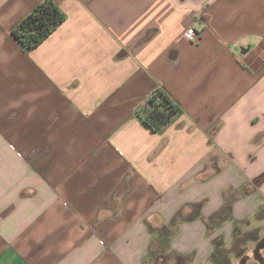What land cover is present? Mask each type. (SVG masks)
<instances>
[{
  "label": "crops",
  "instance_id": "1",
  "mask_svg": "<svg viewBox=\"0 0 264 264\" xmlns=\"http://www.w3.org/2000/svg\"><path fill=\"white\" fill-rule=\"evenodd\" d=\"M42 1L0 0V264H221L215 238L263 224L264 0H53L25 51ZM156 89L182 110L161 133ZM246 243L228 264H264Z\"/></svg>",
  "mask_w": 264,
  "mask_h": 264
},
{
  "label": "trees",
  "instance_id": "2",
  "mask_svg": "<svg viewBox=\"0 0 264 264\" xmlns=\"http://www.w3.org/2000/svg\"><path fill=\"white\" fill-rule=\"evenodd\" d=\"M65 18V14L53 0H43L19 21L13 28L12 35L23 50L29 51L55 31ZM181 112L179 105L166 92L162 89H156L148 97L145 105L137 110L136 115L149 130L161 133L180 116ZM221 219H224V217H221ZM241 243V239L238 237L232 247L227 250L223 249L222 240L215 238L213 240L214 251L211 258L214 262L228 264V254L241 255L238 252Z\"/></svg>",
  "mask_w": 264,
  "mask_h": 264
},
{
  "label": "rangeland",
  "instance_id": "3",
  "mask_svg": "<svg viewBox=\"0 0 264 264\" xmlns=\"http://www.w3.org/2000/svg\"><path fill=\"white\" fill-rule=\"evenodd\" d=\"M255 129V128H254ZM264 182V171L259 174L257 177H255V179H253V184L257 185L258 183H263ZM258 186V185H257ZM247 189H250V187L248 188L247 186H245ZM260 210L257 212L255 218L257 219L258 223H263L262 226H258L256 227V229L250 230V231H246L243 232L241 231V229L243 228V223L242 224H237V226L235 227L234 230V239L232 242V245L234 244V241L236 240V238L240 237L241 239V245L243 244V246L240 245L239 247V251L241 254H243L244 252V247L245 244H247V241H250V246L253 245L254 249L258 250L260 247L262 248L264 246V205L261 206L259 208ZM256 219L253 220V223L256 222ZM246 222V221H245ZM257 244V247L255 248ZM255 245V246H254ZM264 253V249L262 250ZM261 255V254H259ZM259 255H256L257 257H259ZM232 255L230 254L229 257H231ZM159 257L162 259L157 261L156 264H174V256L169 254L167 255V258L164 254H160ZM246 259V256L244 255V257L242 258V261H244ZM259 260V258H258ZM260 261V260H259ZM262 263H264V259L263 261H261ZM257 264V263H255Z\"/></svg>",
  "mask_w": 264,
  "mask_h": 264
},
{
  "label": "built area",
  "instance_id": "4",
  "mask_svg": "<svg viewBox=\"0 0 264 264\" xmlns=\"http://www.w3.org/2000/svg\"><path fill=\"white\" fill-rule=\"evenodd\" d=\"M198 36V31L194 26H190L183 32V39L186 41H193Z\"/></svg>",
  "mask_w": 264,
  "mask_h": 264
}]
</instances>
